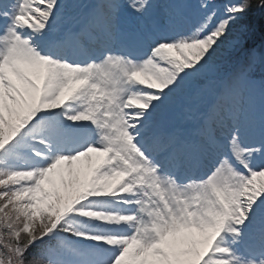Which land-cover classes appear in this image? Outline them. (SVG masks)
<instances>
[{
  "label": "snow or ice",
  "instance_id": "1",
  "mask_svg": "<svg viewBox=\"0 0 264 264\" xmlns=\"http://www.w3.org/2000/svg\"><path fill=\"white\" fill-rule=\"evenodd\" d=\"M264 0H0V264H264Z\"/></svg>",
  "mask_w": 264,
  "mask_h": 264
},
{
  "label": "bare ground",
  "instance_id": "2",
  "mask_svg": "<svg viewBox=\"0 0 264 264\" xmlns=\"http://www.w3.org/2000/svg\"><path fill=\"white\" fill-rule=\"evenodd\" d=\"M261 35H263V34H261Z\"/></svg>",
  "mask_w": 264,
  "mask_h": 264
},
{
  "label": "rangeland",
  "instance_id": "3",
  "mask_svg": "<svg viewBox=\"0 0 264 264\" xmlns=\"http://www.w3.org/2000/svg\"><path fill=\"white\" fill-rule=\"evenodd\" d=\"M255 22V21H254ZM253 39V38H252Z\"/></svg>",
  "mask_w": 264,
  "mask_h": 264
}]
</instances>
